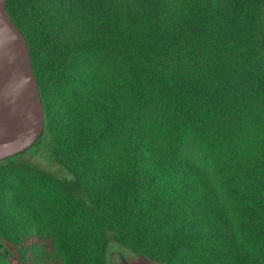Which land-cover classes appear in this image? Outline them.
Masks as SVG:
<instances>
[{
	"label": "trees",
	"instance_id": "obj_1",
	"mask_svg": "<svg viewBox=\"0 0 264 264\" xmlns=\"http://www.w3.org/2000/svg\"><path fill=\"white\" fill-rule=\"evenodd\" d=\"M5 10L38 85L35 143L49 136L66 175L13 157L0 169L53 182L99 238L73 243L71 257L32 256L45 230L0 213V264H110L114 252L264 264V0H6ZM190 148L220 162L227 203Z\"/></svg>",
	"mask_w": 264,
	"mask_h": 264
},
{
	"label": "rangeland",
	"instance_id": "obj_2",
	"mask_svg": "<svg viewBox=\"0 0 264 264\" xmlns=\"http://www.w3.org/2000/svg\"><path fill=\"white\" fill-rule=\"evenodd\" d=\"M172 1L176 4L189 0ZM202 153V148L189 149L191 160L201 170L202 175L205 174L216 185L219 200L227 203L222 186L218 185L222 175L221 164L212 155ZM12 160L36 166L56 177L66 175L53 156L52 144L46 133L28 150L13 156ZM228 205L231 206L229 202ZM0 213L8 216L13 215L14 218L21 217L27 229L41 228L45 230L43 242L34 243V248L27 250L28 253H32V256L46 251L49 255L54 253L71 257L73 256L72 250H77L72 248L73 243L78 245L79 241V245L86 243L92 246L94 241L99 238L96 223L91 219L90 213L83 209L77 200L66 195L53 182L15 167L0 169ZM3 225L4 229H10L13 226V221L6 217ZM115 253L117 252L109 256L113 261L119 259V256L115 257ZM27 262L30 263V260Z\"/></svg>",
	"mask_w": 264,
	"mask_h": 264
},
{
	"label": "water",
	"instance_id": "obj_3",
	"mask_svg": "<svg viewBox=\"0 0 264 264\" xmlns=\"http://www.w3.org/2000/svg\"><path fill=\"white\" fill-rule=\"evenodd\" d=\"M5 1L0 0V161L28 150L44 129L28 44L8 16ZM6 254L0 243V255ZM111 264L129 263L121 257L117 261L111 258Z\"/></svg>",
	"mask_w": 264,
	"mask_h": 264
},
{
	"label": "flooded vegetation",
	"instance_id": "obj_4",
	"mask_svg": "<svg viewBox=\"0 0 264 264\" xmlns=\"http://www.w3.org/2000/svg\"><path fill=\"white\" fill-rule=\"evenodd\" d=\"M118 253V252H117ZM124 258V259H126L127 260V262L129 263V264H142L140 261H138L137 259H134V258H131V257H129L128 255H126V254H121V253H119V259L120 258ZM109 263L111 264V259L109 260Z\"/></svg>",
	"mask_w": 264,
	"mask_h": 264
}]
</instances>
